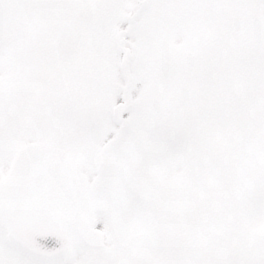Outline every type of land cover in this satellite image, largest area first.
<instances>
[{"label":"snow or ice","instance_id":"1","mask_svg":"<svg viewBox=\"0 0 264 264\" xmlns=\"http://www.w3.org/2000/svg\"><path fill=\"white\" fill-rule=\"evenodd\" d=\"M0 264H264V0H0Z\"/></svg>","mask_w":264,"mask_h":264}]
</instances>
